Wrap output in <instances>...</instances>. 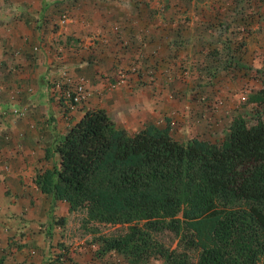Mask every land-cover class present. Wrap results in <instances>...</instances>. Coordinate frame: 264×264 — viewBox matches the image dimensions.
<instances>
[{"label":"trees","instance_id":"obj_1","mask_svg":"<svg viewBox=\"0 0 264 264\" xmlns=\"http://www.w3.org/2000/svg\"><path fill=\"white\" fill-rule=\"evenodd\" d=\"M186 25L168 29L170 36L190 39L180 34ZM219 46L211 56L235 64L231 48ZM258 79L218 141H181L169 122L128 132L103 108H86L46 146L45 157L54 153L57 163L36 171L32 182L67 212L82 210L81 223L118 225V233L94 241L129 264H264V68ZM164 230L176 235L179 250L153 237Z\"/></svg>","mask_w":264,"mask_h":264},{"label":"crops","instance_id":"obj_2","mask_svg":"<svg viewBox=\"0 0 264 264\" xmlns=\"http://www.w3.org/2000/svg\"><path fill=\"white\" fill-rule=\"evenodd\" d=\"M133 9L132 0H0V104L12 109L2 117L7 126H0L7 134L29 142L34 136L37 141L24 150L23 141L14 143L19 152L11 171L3 174L6 179L0 177L2 210L14 220L22 215L28 221L22 229L13 226V232L2 229L8 235L16 233L13 238L18 241L8 239L0 245V264H74L60 256L58 246L71 212L63 201L41 193L32 178L39 169L57 163L56 154L45 157L46 146L51 147L86 108H103L114 126L128 132L148 122L179 120V132L187 138H178L184 141L208 119L189 92L184 104L170 98L171 42L152 41L147 19ZM201 32L200 24L180 31L190 37L184 39L191 45L184 52L195 48L192 40ZM160 48L162 56L156 54ZM63 75L82 80L85 91L79 102L71 103L63 86H56ZM54 250L56 259L51 261ZM83 252L80 249L79 255ZM68 254L73 259L78 255L73 250Z\"/></svg>","mask_w":264,"mask_h":264},{"label":"rangeland","instance_id":"obj_3","mask_svg":"<svg viewBox=\"0 0 264 264\" xmlns=\"http://www.w3.org/2000/svg\"><path fill=\"white\" fill-rule=\"evenodd\" d=\"M132 1L135 15L147 19V25L152 29V37H150L152 41L159 43L168 38L173 39L175 34L170 36L167 29L178 30L180 21L187 24V27L190 25L197 28V24H200L202 32L199 37L197 33L195 40H192L195 48L188 54L183 50L184 39H173L176 42L174 47L177 53L176 55H174L175 51L171 53L174 56L172 62L170 61L171 68L168 73L173 76L174 81L171 82L173 87H170L169 96L184 104L186 100L184 94L189 92L188 97L192 98L194 106L202 109V114L208 118L204 120L201 127H196L194 135L205 137L210 141L220 140L231 118L237 113H242L248 94L259 86L258 73L264 68V0ZM221 42L222 46H219ZM218 46L222 49H225V46L231 48L236 63L232 65L229 62L225 65L222 61L215 60L210 54V49ZM156 54L163 55L161 48ZM185 84H188L187 88L184 87ZM30 108L33 111V107ZM245 109H248V106ZM11 110V105L0 104V111L3 112L0 116V125L7 126V121L2 117L5 114L8 115ZM178 115L179 113L176 114ZM208 115H211V121ZM214 122L215 126L212 127ZM179 124V120H175L173 124L169 123V131L176 138L182 134L179 132ZM6 130L0 126V147L4 146L0 149V175H2L0 177H5L3 174L11 171V161L19 152L15 149L14 143L17 145L23 141L21 149L24 150L26 146L34 148L37 142L34 136L29 142L27 137L23 139L16 133L12 135V132L11 136L5 132ZM182 135L187 138V135ZM25 142L28 145L24 144ZM7 150L11 152L10 155L6 154ZM1 193L2 187H0V195ZM2 201L1 199L0 245L8 239L13 240V235H16V233L5 234L2 229L8 232L13 226L22 229L28 222L21 214L17 220H14L15 216H11L13 214H6V210L1 208ZM83 216L82 210L69 214L67 226L61 234L62 240L59 243L62 245L59 249L64 248L65 252L62 253L60 250V255H64L66 260L74 264H129L116 253L100 252V246L94 241V237L98 235L107 236L118 233L119 226L99 222L81 223ZM153 237L169 249L181 248L177 246L176 235L170 231L156 232ZM14 240L18 241L16 238ZM80 249L84 250L81 256ZM69 250H73L78 255H74L73 259V256L68 254ZM9 252L12 254L13 250L9 249ZM0 254L2 255V252ZM56 255L57 252L54 250L49 259L55 261ZM190 255L195 257L196 252H190ZM142 264H157V259L153 258Z\"/></svg>","mask_w":264,"mask_h":264},{"label":"built area","instance_id":"obj_4","mask_svg":"<svg viewBox=\"0 0 264 264\" xmlns=\"http://www.w3.org/2000/svg\"><path fill=\"white\" fill-rule=\"evenodd\" d=\"M62 85H64L63 89L60 88ZM56 86L62 89L64 95L71 103L79 102L84 96L85 88L81 79L73 80L71 77L63 75L62 80Z\"/></svg>","mask_w":264,"mask_h":264}]
</instances>
